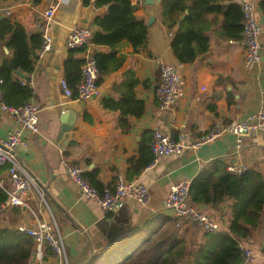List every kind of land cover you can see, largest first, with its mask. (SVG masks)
Here are the masks:
<instances>
[{
	"label": "crops",
	"instance_id": "obj_1",
	"mask_svg": "<svg viewBox=\"0 0 264 264\" xmlns=\"http://www.w3.org/2000/svg\"><path fill=\"white\" fill-rule=\"evenodd\" d=\"M95 2L91 0L86 5L84 0H43L35 5L33 0L0 1L2 9L12 11V22L23 26L30 36L41 34L52 39L51 49L38 58L32 74L17 71L13 75L14 81L21 80L33 89L31 100L41 106L40 134L25 135L26 146L17 150L19 166L36 181L41 194L33 192L25 198V206L0 214V228H35L39 221L55 223L65 241L68 264H86L91 258L90 264H99L101 257L102 261H112L113 253L107 250L126 234L143 229L138 237L141 240L150 235L147 226L154 224L157 229L168 224L174 218L164 208L171 187L183 181L192 182L210 166L227 171L230 166H243L264 175V131L251 133L240 146L236 137L228 134L182 156L162 158L155 166L151 163L137 174L131 172L143 158L153 157L151 142L156 130L173 137L184 134L190 144L217 123L241 122L258 113L264 106V42L261 62L247 69L243 40L219 37L217 27L209 32L210 51L195 64H182L171 46L175 31L171 33L164 25L161 5H157L154 7L157 19L149 27L148 50L135 53L132 46L123 44L118 50L119 55L127 56L126 63L105 77L98 94L87 101L69 99L61 88L65 65L73 50L68 47L67 38L77 27L89 28L94 33L100 30L94 20L106 10L97 9ZM244 2L257 6L264 27L262 0H234L241 5ZM132 3L139 7L138 18L145 21L144 0H132ZM53 8H56L54 17L46 19V12ZM5 19L7 16L0 12V23ZM9 40L10 36L0 39V69L14 56ZM89 52L106 54L111 49L92 46L76 57L85 60ZM158 57L178 67L185 81L184 97L171 110L162 109L155 94L160 83ZM128 71L139 81L135 94L145 102V113L140 118L131 117L122 125L121 113L105 109L102 101L110 97L120 99L115 87L125 82ZM18 72L31 78V82L22 79ZM68 126L71 130L64 133ZM17 129L14 117L0 109V140L6 139L10 130ZM72 165L80 166L106 189H113L119 177L145 184L150 191L149 204L128 199L123 209L105 213L70 178ZM3 183L10 187L7 171ZM234 205L228 198L219 207L199 208L220 225L221 232L229 233ZM180 222V227L173 225L175 232L187 241L189 251L199 249L206 233L190 221ZM241 246L254 252L255 260L251 264H264V217L253 238L242 240ZM57 261L58 257L47 249L42 260L34 255L30 264Z\"/></svg>",
	"mask_w": 264,
	"mask_h": 264
},
{
	"label": "trees",
	"instance_id": "obj_2",
	"mask_svg": "<svg viewBox=\"0 0 264 264\" xmlns=\"http://www.w3.org/2000/svg\"><path fill=\"white\" fill-rule=\"evenodd\" d=\"M42 1L33 0V3L40 5ZM84 2L89 5L91 0ZM109 4L111 7L107 10L106 6ZM95 7L106 11L94 20L100 30L94 33L92 44L111 49L110 53L94 55L100 70L97 82L99 86L105 77L118 71L126 63L127 56L119 55L118 50L123 44L132 46L135 53L148 50L149 27L143 19L138 18L136 13L139 7L132 0H96ZM260 8L264 13V0ZM161 9L163 23L171 33L180 23L179 29L174 32L171 46L182 64H195L210 51L209 32L214 28H219V37L243 40L244 13L242 5L234 3V0H163ZM9 36L8 46L14 56L3 63L0 80L6 104L9 107H21L33 98V89L21 80L14 81L13 75L17 71L26 74L35 71L37 52L43 44V36H30L23 26L7 18L0 23V39L5 40ZM85 49L71 50L65 65L64 80L73 90L74 98L77 97L76 88L82 81V67L85 63V60L78 59L76 55ZM138 84L135 74L128 71L125 82L115 87L120 99L110 97L102 101L105 109L121 113L122 125L127 124L131 117L140 118L145 113V102L135 94ZM152 161L153 157L143 158L139 161V166L138 163L135 164V169L139 170L132 169L131 172H141ZM6 171L7 168L0 167V207L7 201L4 190L6 186L3 183ZM84 177L101 192L106 189L94 176L84 174ZM191 197L198 207H219L226 199H232L235 205L229 233H206L199 249L189 251L187 241L173 229V225L182 226L180 220L185 219L173 218L157 229L154 224L147 226L145 229L150 235L145 239H138L144 232L143 229L126 234L107 250L113 253L112 261L103 262L101 257L99 264H242L241 241L253 238L264 217V175L256 170L234 175L220 166H210L192 181ZM34 254L35 244L29 236L19 229L0 228V264H30Z\"/></svg>",
	"mask_w": 264,
	"mask_h": 264
},
{
	"label": "built area",
	"instance_id": "obj_3",
	"mask_svg": "<svg viewBox=\"0 0 264 264\" xmlns=\"http://www.w3.org/2000/svg\"><path fill=\"white\" fill-rule=\"evenodd\" d=\"M244 13L243 42L245 46V67L252 69L261 62V52L264 42V27L258 15V8L251 2L242 4ZM56 8L46 12L45 18L50 20L54 17ZM7 18H12V11L9 8L2 9ZM94 32L89 28L77 27L72 30L67 38V45L71 49H83L92 47ZM52 46V39L49 36L43 37V44L38 51V58L44 56ZM95 53L89 52L86 55L82 67V81L78 84L77 97L65 80L61 82V88L69 99L87 101L98 94L97 84L100 77V70L94 58ZM160 74V83L156 89V98L160 107L164 110L173 109L184 97L185 81L178 67L166 63L163 58L156 59ZM0 109L2 112L14 117L18 126L17 130H10L6 139L0 140V167L7 168L9 188H5L7 201L0 207V214L10 208L26 205L25 198L33 193L41 194L36 181L31 175L22 169L17 161V150L20 146H26L25 135L40 134V113L41 106L31 100L21 107H9L5 102L0 80ZM264 131V106L256 114L245 121L232 124L217 123L201 138L194 143L188 144L185 135L178 137L162 133L156 130L151 142L153 154L152 166H155L160 159L171 156H182L188 151H195L202 146L222 139L225 135H234L239 146L251 133ZM248 171L247 167L230 166L228 172L234 175H241ZM85 171L78 165L69 167V176L79 187L83 195L96 202L105 213L123 209L128 199H133L141 205H148L150 191L148 186L141 183L129 182L119 177L113 189L107 188L100 191L95 188L85 177ZM190 181H183L171 187L168 198L165 202V210L172 217L190 221L205 233L216 234L221 232L220 225L200 210L192 201ZM19 231L29 236L35 244V256L42 260L44 252L49 249L58 257L54 264H68L67 249L63 236L57 225L51 221H39L35 228L20 227ZM243 251V263L251 264L255 260L253 251L241 246Z\"/></svg>",
	"mask_w": 264,
	"mask_h": 264
},
{
	"label": "water",
	"instance_id": "obj_4",
	"mask_svg": "<svg viewBox=\"0 0 264 264\" xmlns=\"http://www.w3.org/2000/svg\"><path fill=\"white\" fill-rule=\"evenodd\" d=\"M96 1V0H93ZM163 2V0H144V6H145V14H146V19H145V23L147 27H151L154 22L157 19V16L155 14V10L154 7L157 5H161ZM111 7V4H109L108 6H106V9L108 10ZM188 14V13H186ZM185 16H183L182 19H184ZM180 27V23L176 26L175 31H177ZM212 45V44H211ZM210 45V47L212 48V46ZM18 74L21 76L22 79L27 80L28 82H31V78H26V76L22 73V72H18ZM71 130V127H65L63 132H69ZM92 261V258L89 259V261L86 264H90Z\"/></svg>",
	"mask_w": 264,
	"mask_h": 264
},
{
	"label": "rangeland",
	"instance_id": "obj_5",
	"mask_svg": "<svg viewBox=\"0 0 264 264\" xmlns=\"http://www.w3.org/2000/svg\"><path fill=\"white\" fill-rule=\"evenodd\" d=\"M5 185V184H4Z\"/></svg>",
	"mask_w": 264,
	"mask_h": 264
}]
</instances>
